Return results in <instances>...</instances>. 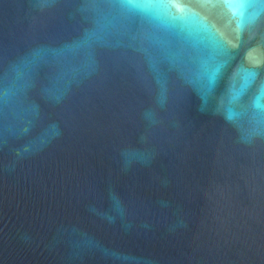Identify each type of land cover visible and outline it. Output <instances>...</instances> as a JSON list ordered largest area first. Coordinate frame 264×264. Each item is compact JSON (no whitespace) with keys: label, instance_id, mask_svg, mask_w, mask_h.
<instances>
[{"label":"water","instance_id":"95a60500","mask_svg":"<svg viewBox=\"0 0 264 264\" xmlns=\"http://www.w3.org/2000/svg\"><path fill=\"white\" fill-rule=\"evenodd\" d=\"M0 264H264V0H0Z\"/></svg>","mask_w":264,"mask_h":264}]
</instances>
